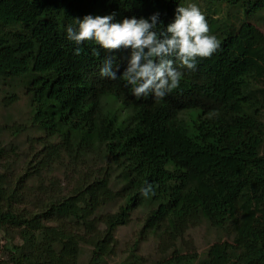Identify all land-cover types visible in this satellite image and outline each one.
Listing matches in <instances>:
<instances>
[{
    "label": "trees",
    "instance_id": "trees-1",
    "mask_svg": "<svg viewBox=\"0 0 264 264\" xmlns=\"http://www.w3.org/2000/svg\"><path fill=\"white\" fill-rule=\"evenodd\" d=\"M184 2L0 0V82L29 99L24 124H0L1 264H104L136 208L142 225L118 264H145L137 250L148 238L154 264H264V0H204L220 48L195 70L180 69V87L163 99L136 98L123 79L101 77L107 54L84 42L77 55L66 39L74 18L158 11L166 26ZM113 55L122 71L127 52ZM26 127L44 147L15 180L17 147L11 140L6 149L2 136ZM63 157L68 190L46 176ZM145 183L150 198L138 191ZM203 222L232 240L200 258L183 240Z\"/></svg>",
    "mask_w": 264,
    "mask_h": 264
},
{
    "label": "clouds",
    "instance_id": "clouds-1",
    "mask_svg": "<svg viewBox=\"0 0 264 264\" xmlns=\"http://www.w3.org/2000/svg\"><path fill=\"white\" fill-rule=\"evenodd\" d=\"M160 12L147 17L132 15L121 20L116 14L85 15L74 18L64 31L67 41L79 46L94 43V55L101 50L107 54L100 68V76L111 80L123 79L136 98L152 95L163 99L180 87L187 71L197 67L198 60L212 57L220 48V40L210 32L208 20L195 0L177 4L172 20L165 26ZM127 52L121 71L114 70L113 53ZM119 73V76H118ZM139 193L146 198L155 195L153 185L142 184Z\"/></svg>",
    "mask_w": 264,
    "mask_h": 264
},
{
    "label": "rangeland",
    "instance_id": "rangeland-1",
    "mask_svg": "<svg viewBox=\"0 0 264 264\" xmlns=\"http://www.w3.org/2000/svg\"><path fill=\"white\" fill-rule=\"evenodd\" d=\"M195 2L199 5V7L205 10L204 0H195ZM204 12V11H203ZM226 10H223V15L225 16ZM231 14V13H229ZM259 28L264 32V26L259 25ZM12 87L8 84H3L0 82V98L6 96V94L10 93L13 90L14 98L13 102L10 106L3 108L0 105V124L2 125H19L21 126L28 119L29 116V99L24 94V89L21 86H15L11 83ZM10 135V133H8ZM42 134L38 131L33 130L30 127L23 128L20 134L16 138L8 137L4 134L2 136V141L6 144V149H10L9 142L12 140L13 145L17 148L18 160L17 163L14 164L12 172V177L16 180L17 176L23 175V167L26 162L32 159V156L38 153L41 149H43V145L40 142ZM56 142V141H54ZM48 144V143H46ZM56 164V169L51 171L46 176L50 179H57L62 188L68 187L66 185L67 181L65 180L66 174H71L68 169L65 168V165L68 164L69 160L67 158H60ZM28 161V162H29ZM26 166V165H25ZM0 172H2V168L0 167ZM36 182L28 181V185H35ZM66 191V190H65ZM18 208L22 209L23 206H19ZM144 216V210L141 208H136L130 215L129 222L120 226L116 229L114 233V237L117 241V249L116 256H111L107 258L104 264H118L127 253L128 248L130 247L132 241L136 238L138 231L141 228L142 220ZM232 238L230 234L225 231L214 229L209 227L205 222L199 224L198 226L190 228L186 234L184 235L183 244L193 249L200 255V258L203 257V254L206 252L208 247L216 242H231ZM16 241V240H15ZM11 246V245H10ZM137 254L144 259L145 264H154V262L159 258V255L156 250V242L153 238H148L141 242L138 246ZM89 249L84 248L81 255V262L85 263L88 260Z\"/></svg>",
    "mask_w": 264,
    "mask_h": 264
},
{
    "label": "built area",
    "instance_id": "built-area-1",
    "mask_svg": "<svg viewBox=\"0 0 264 264\" xmlns=\"http://www.w3.org/2000/svg\"><path fill=\"white\" fill-rule=\"evenodd\" d=\"M6 245V241L4 240L3 236L0 233V264H1V253L3 247Z\"/></svg>",
    "mask_w": 264,
    "mask_h": 264
}]
</instances>
